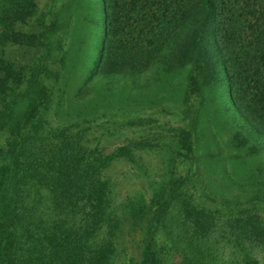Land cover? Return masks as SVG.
<instances>
[{
  "label": "rangeland",
  "instance_id": "rangeland-1",
  "mask_svg": "<svg viewBox=\"0 0 264 264\" xmlns=\"http://www.w3.org/2000/svg\"><path fill=\"white\" fill-rule=\"evenodd\" d=\"M100 9L99 0H0V182L22 197L23 250L54 241L50 166L75 153L82 166L108 163L109 220L96 239L113 243L105 264H139L117 221L160 188L169 206L159 264L179 263L171 244L202 264H264V139L231 106L227 81L199 88L190 68L159 63L92 75Z\"/></svg>",
  "mask_w": 264,
  "mask_h": 264
},
{
  "label": "trees",
  "instance_id": "trees-1",
  "mask_svg": "<svg viewBox=\"0 0 264 264\" xmlns=\"http://www.w3.org/2000/svg\"><path fill=\"white\" fill-rule=\"evenodd\" d=\"M99 1L103 39L92 75L115 76L128 71L136 75L139 66L159 63L168 70L190 68L189 78L199 88L225 79L231 106L245 127L264 139V0ZM81 157L62 153L60 164L50 166L55 169V206L61 215L56 235L54 241L44 238V244L26 250L19 235L22 197L5 193L2 175L0 264L106 263L113 243L96 239L109 220L104 217L108 186L100 177L108 163L92 160L82 166ZM164 192L160 188L147 202L141 198L117 221L120 239L127 237L139 264L160 263V245L155 240L169 206ZM48 242L52 243L50 251H46ZM170 249L176 254L171 257L180 259L170 264H202L191 258L187 248L171 244Z\"/></svg>",
  "mask_w": 264,
  "mask_h": 264
}]
</instances>
